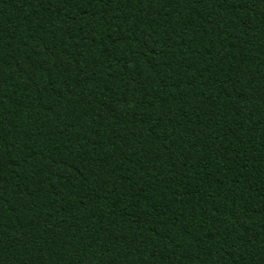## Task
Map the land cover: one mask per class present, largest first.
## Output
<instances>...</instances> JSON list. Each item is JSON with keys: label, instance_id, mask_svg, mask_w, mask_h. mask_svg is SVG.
Here are the masks:
<instances>
[{"label": "trees", "instance_id": "obj_1", "mask_svg": "<svg viewBox=\"0 0 264 264\" xmlns=\"http://www.w3.org/2000/svg\"><path fill=\"white\" fill-rule=\"evenodd\" d=\"M0 264H264V0H0Z\"/></svg>", "mask_w": 264, "mask_h": 264}]
</instances>
